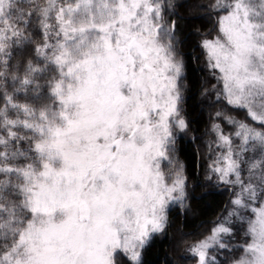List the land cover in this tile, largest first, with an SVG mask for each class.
<instances>
[{
  "label": "snow or ice",
  "instance_id": "snow-or-ice-1",
  "mask_svg": "<svg viewBox=\"0 0 264 264\" xmlns=\"http://www.w3.org/2000/svg\"><path fill=\"white\" fill-rule=\"evenodd\" d=\"M182 7L0 0V264H144L187 206ZM198 7L215 21L197 41L216 81L203 92L245 119L214 112L205 179L230 206L184 250L264 264V0Z\"/></svg>",
  "mask_w": 264,
  "mask_h": 264
},
{
  "label": "trees",
  "instance_id": "trees-1",
  "mask_svg": "<svg viewBox=\"0 0 264 264\" xmlns=\"http://www.w3.org/2000/svg\"><path fill=\"white\" fill-rule=\"evenodd\" d=\"M184 7L177 9L183 20H178L182 31L180 51L185 61L184 76V115L192 121V132L179 144V155L186 166L189 177L187 206L179 205L170 211V224L164 234L154 238L144 252V264H195L193 258L184 249L185 242L201 238L212 227L213 222L224 214L230 206V191L224 186H214L205 179L210 156L205 142L210 138L205 133L210 128L217 106L202 103L203 90L208 88L209 74L205 68L203 51L197 46L199 34H211L215 31V21L207 10L198 5L207 4L209 0H180ZM196 57V59H193ZM211 83V82H210ZM236 119H245L242 110L230 106L221 107ZM222 125L223 120L219 121ZM231 126L224 125L226 131ZM196 140H192V136ZM187 257V258H185ZM123 264H127L123 261Z\"/></svg>",
  "mask_w": 264,
  "mask_h": 264
},
{
  "label": "rangeland",
  "instance_id": "rangeland-1",
  "mask_svg": "<svg viewBox=\"0 0 264 264\" xmlns=\"http://www.w3.org/2000/svg\"><path fill=\"white\" fill-rule=\"evenodd\" d=\"M212 35H214L215 34V31L214 32H212L211 33ZM207 70V69H206ZM207 72H208V70H207ZM208 74H209V72H208ZM209 80H210V82H209V85H208V88H210L211 87V85H213V84H216V81H215V79L214 78H212L211 76H210V74H209ZM214 96H212V98L211 99H209V95H207V94H204V92H203V95H202V98H201V100H202V103L204 104V105H206V106H211L212 105V103H213V101H214ZM218 104H220V103H217V104H215V106H217ZM221 106H220V108L221 107H223L224 106V104H220ZM226 105V104H225ZM214 106V107H215ZM218 107V106H217ZM219 107L216 109V110H218V109H220ZM216 110H214V111H216ZM225 122V121H224ZM224 125L226 126V128H227V123L225 122V124H223V127H224ZM230 126V125H229ZM230 129H231V131H232V127H230Z\"/></svg>",
  "mask_w": 264,
  "mask_h": 264
}]
</instances>
